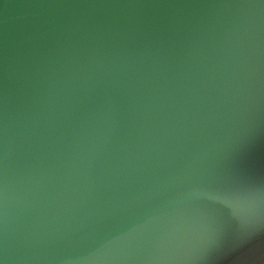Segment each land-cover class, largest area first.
I'll use <instances>...</instances> for the list:
<instances>
[{
	"label": "water",
	"instance_id": "water-1",
	"mask_svg": "<svg viewBox=\"0 0 264 264\" xmlns=\"http://www.w3.org/2000/svg\"><path fill=\"white\" fill-rule=\"evenodd\" d=\"M0 264H264V0H0Z\"/></svg>",
	"mask_w": 264,
	"mask_h": 264
}]
</instances>
